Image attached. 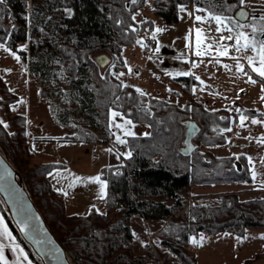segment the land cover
I'll return each mask as SVG.
<instances>
[{
	"label": "trees",
	"instance_id": "trees-1",
	"mask_svg": "<svg viewBox=\"0 0 264 264\" xmlns=\"http://www.w3.org/2000/svg\"><path fill=\"white\" fill-rule=\"evenodd\" d=\"M153 2V12L163 22L177 20V5L186 2L231 18L230 24L237 26L232 11L239 0ZM27 3L28 0H5L0 4V42L18 51L29 74L41 85L40 95L47 100L57 123L70 125L71 115L77 111L70 105L72 99L78 110L97 124H74V132L63 138L107 143L111 109L149 125L147 135L127 136L131 156L125 162L102 167L105 210L97 212L94 208L86 213H69L63 194L53 188L49 179V173L65 163L30 164L26 118L22 114L11 116L9 122L15 126L12 131L0 125L1 153L21 174L26 190L72 264H200L194 250L189 249L193 236L219 232L244 236L248 228L264 229V197L241 199L237 192H223L210 199L205 195L187 198L192 185L252 181L242 153L215 155L198 144L188 155L180 151L186 129L183 121L187 118L199 126L192 141L225 143L222 129L230 124L228 109H207L202 101L192 97L180 105L157 96H142L137 88L113 74L126 69L121 56L123 48L134 44L146 28H152L149 18L132 19L145 0H30L29 11ZM259 18L251 15L246 23L259 27L264 23ZM28 37V49H17V44ZM99 53L111 58L109 65L100 67L96 63L94 57ZM173 82L180 86V91L172 89L173 93L190 94L198 80L181 75L174 76ZM0 92V103L10 112V105L18 96L9 91L1 77ZM54 98L65 103V107L55 105ZM243 111L256 113L245 108ZM0 210L34 264H41L11 223L1 198ZM133 215L164 220L156 232L159 242L154 248L145 243V250L139 255L130 249ZM255 255L245 258L243 264L251 262Z\"/></svg>",
	"mask_w": 264,
	"mask_h": 264
},
{
	"label": "rangeland",
	"instance_id": "rangeland-1",
	"mask_svg": "<svg viewBox=\"0 0 264 264\" xmlns=\"http://www.w3.org/2000/svg\"><path fill=\"white\" fill-rule=\"evenodd\" d=\"M166 2L167 0H165ZM181 6L186 9L185 12H180ZM253 7L252 5L250 6V13L252 15L259 14ZM153 8V0H145L143 7L134 13L137 21L149 18L153 21V25L151 29L146 28L141 32L134 44L123 48L121 56L124 65L125 61H127V66H125L126 69L115 73H125V75L119 77L123 82L133 85L149 96L165 98L175 101L180 105L188 97L194 96L192 98L196 97L202 101L207 109H228L229 121L230 124L232 123L228 128L232 130L224 131L226 142L220 145L215 144L218 146L213 148V152L211 146H214V144L207 145L197 140H194L193 144H198L201 148L208 149L215 155L242 153L246 158L252 157L251 163L247 159L248 168L252 177L253 170L256 173L255 178H252L253 181L249 183H215L212 186L192 185L189 188L187 198H191L192 200L195 199V196L205 195L210 199L223 192H237L241 194V197H239L241 199L264 197V191L257 193L258 196H255L253 193H244L242 192L243 188H239L243 184L247 185L245 186L247 188L256 186V188L264 189V143L257 142L259 138L264 137V123H251L252 119L264 121V99H261V97H264V91H262V88H264V78L259 77L257 73L252 71L246 59V57L255 56V54L252 55L253 52L251 50H249V53H246V51L237 53H242L241 57L244 58V61L239 60L244 66L243 72L237 70L235 60L218 56L217 51H214L216 50L215 46H213L211 54L197 57L193 54L195 51V29L203 30V35L208 37L205 43L220 41V37L217 39L213 37L207 23H199L194 20V16L199 15L203 17L207 15L208 11L199 5L192 6L191 3L180 2L177 5V20L163 22V20H160L155 15ZM197 8L201 9V11L197 12ZM29 9L30 0L27 3V10L29 11ZM188 13H192L193 16L190 17ZM259 16L264 17V13L259 14ZM154 19L156 20L154 21ZM240 24L245 25V28L239 29L236 26L238 31L251 32L249 23ZM156 27H160L164 31L156 34V46L159 43L160 53L154 55L153 49L156 47L155 45L148 48V50H144V47H141V44H138L137 41H141L145 45ZM189 30H193L192 47H186L188 41L185 40V37L189 34ZM29 40L30 38L28 37L26 40L19 42L17 49L25 48L27 50ZM233 43L234 40L227 41L226 46H231ZM4 45L8 47L6 44ZM9 49L11 52L19 55L17 50ZM149 57H152V59H149ZM109 62H111V58ZM193 62L198 67L193 68ZM223 65H228V68H225ZM128 67L132 69L131 74L128 73ZM185 71H191L194 73V77H200V81H203V84L198 81L192 86V89H196L195 93L191 89L190 94L181 91L179 92L180 95L177 96L172 92V88L180 91L178 90L180 86L173 83V77L176 76L177 72ZM245 72L248 75H245ZM166 73H172L173 75L169 76ZM150 75L154 76L150 77ZM248 76H251L257 82L255 84L248 82ZM0 77L9 91L18 96V100L11 104L10 112H7L0 103V119L7 123L9 125L7 129L12 131L15 126L9 122V118L15 114H22L26 118V125H28L29 139L34 141V144L37 146L42 144L43 150L46 148V152H48L42 153L38 158L30 154L28 156L30 164L36 162L38 159L43 161H61L62 157L58 155L61 152L64 154L63 158L67 163L64 166L66 168L64 176H62L64 179L62 181L63 186L71 190L72 193H76V195L82 198H87L84 202L86 207H81L80 210L77 209L79 210L78 212L86 213L93 205H95L96 210L104 211L106 188L104 189L103 198H100V193L101 183L106 184V181L100 177L101 169L105 165L125 162L128 157L126 154L129 153L127 136L124 135L123 129L114 126L115 123L122 124L123 121L120 116H117L115 121H113L111 113L115 111L120 113L124 119L130 118L120 110H110L108 123L111 134L107 143H91L90 146H86L87 144H80L79 140L72 141L68 139L65 141L59 135L66 132L73 133L74 124L84 125L86 123L96 127V122L88 118L83 112H80L71 99L69 100L70 105L73 104L72 106L77 111L71 115L70 125L65 128L56 124L49 113L48 105L46 104L47 100L40 95L41 85L39 82L29 74L27 66L22 62L21 57L17 61L10 52H6L2 47H0ZM48 89L50 88L48 87ZM169 89H171V92L168 91ZM241 89H244V91L240 92L239 90ZM234 102H237L240 106H234ZM53 103L59 105L60 108L65 107V103H60L58 98H54ZM243 107L245 109L246 107L251 110L253 109L256 113H246L243 111ZM236 109H241V112H237ZM241 114L248 117L245 122L246 126L243 128L239 126V116ZM234 116L236 117L235 122L232 120ZM130 120L133 122L132 125L126 127L134 134H145L149 131L147 123ZM117 136L124 139L126 143H118ZM53 153L57 155H51ZM97 176L100 177L101 183L92 182L88 179ZM76 177L81 179L76 180ZM70 184L73 186L69 187ZM163 222V219H146L140 215L131 216L130 225L134 238L130 249L133 254H142L145 250V243H149L152 248L156 246L159 242L156 232L162 227ZM201 234L205 238L203 244L199 247L195 246L200 264H243L242 261L245 258L251 257L256 253L259 255H255L254 259L248 264L264 263V239L261 238L264 236L263 228H248L244 236H237L230 232H219L218 234L200 233L195 237L199 240ZM189 249L193 251L194 245L190 243ZM172 258H175V256H171Z\"/></svg>",
	"mask_w": 264,
	"mask_h": 264
},
{
	"label": "snow or ice",
	"instance_id": "snow-or-ice-1",
	"mask_svg": "<svg viewBox=\"0 0 264 264\" xmlns=\"http://www.w3.org/2000/svg\"><path fill=\"white\" fill-rule=\"evenodd\" d=\"M5 2V0H0V4H3ZM240 5L243 7L245 6V0H239ZM132 3H136V0H132ZM180 12H185L186 9L181 6L180 7ZM66 11L69 12V15H71V10L67 9ZM197 12L201 11V9L197 8L196 9ZM188 15L191 17L193 16L192 13H188ZM239 15L241 16H245V14L243 12L239 13ZM248 17L245 16V19H247ZM132 19L135 21V16L132 17ZM255 19V18H253ZM261 21H264V17H260L259 18ZM194 20L196 22L199 23H209L210 21H215L217 27H216V32L217 33H221L222 31H227L229 33L233 32V28L229 26V24L231 23V18H227V17H222L220 15H207V16H199L196 15L194 16ZM143 23V21L141 22ZM237 27L239 29H243L245 28V25L243 24H239V22H237ZM132 31H135V28L131 29ZM164 29L160 28V27H156L153 30L152 33V39L156 40V34L157 33H161L163 32ZM192 31L193 30H189V34L186 35L185 40L188 41V43L186 44V47H192L193 44V39H192ZM195 40H194V44H195V51H194V55L197 57H201L204 55H209L211 54L212 48L213 46H215L216 51H217V55L218 56H224V57H229L230 59H233L236 61V68L238 71L243 72L244 71V66L239 62V57L236 56H230L229 53L231 51H236V52H241V51H249L251 50L252 52L255 53V56H251V57H246L249 66L252 68V71L257 73L259 77L264 78V39H261L260 37H264V23H262L259 27H257L256 25H251V32H245V31H237L235 34V37H233V35H228L227 37L221 35L220 37V41L216 42L213 41L212 43H205V41L208 39L207 36L203 35V30L202 29H195ZM228 40V41H233L234 43L231 46H226L223 44V41ZM138 44H141V47H146V45H143L141 41H137ZM0 47L4 48V50L6 52H10V54L17 60H20V56L17 55L15 52H11V50L8 47H5V45L3 43H0ZM21 51H24L25 48H21ZM153 53L155 54H159L160 53V45L159 43H157V46L153 49ZM149 59H152V57H149ZM217 62H219V60H217ZM258 65V66H257ZM125 66H127V61H125ZM225 68H228V65H223ZM192 67H198V65L193 62L192 63ZM6 71H10V70H6ZM128 73L131 74L132 73V69L130 67H128ZM114 75L117 76V78H119L120 76L125 75V73L120 72V73H113ZM169 76H172V73H166ZM245 75H248L247 72L244 73ZM176 76H193L194 73L191 71H185V72H177L175 74ZM158 78V77H157ZM196 80L200 81V77L196 76L195 77ZM248 82L255 84L257 81L255 79H253L251 76H248ZM201 84H203V81H200ZM124 87H127V85H124ZM137 92L140 93V95H147V93L143 92L140 89H136ZM169 92H171V89L168 90ZM193 93H195L196 89L193 88L192 89ZM243 91V90H241ZM262 91H264V88H262ZM261 99H264V97H261ZM190 110V109H189ZM237 112H241V109H236ZM120 116L121 120L123 121L122 124L120 123H115L114 126L116 128H121L124 131V135L126 136H132L134 135L133 132H131V130L129 128H127L126 126H131L132 125V121L130 119H124L123 116L118 113L113 111L111 113V117L112 120L115 121L116 117ZM223 119V118H221ZM248 119V117L244 116L243 114H241L239 116V126L241 128L246 126V120ZM252 124H262L264 123V121L262 120H258V119H252L251 120ZM0 125H2L4 128H8L9 125L7 123H5L2 119H0ZM231 128H226V129H222V131H231ZM147 135V133L145 134ZM117 142L120 144H124L126 143V141L124 139H121L120 136L116 137ZM258 143H264V137H261L257 140ZM109 151H111V149H109ZM127 156H131V153H127ZM237 159H239V157H237ZM249 160V162H252V157H248L247 158ZM49 175H53L52 173H49ZM57 175H59L57 173ZM255 171L253 170V178H255ZM81 178L76 177V180H80ZM89 180H91L92 182H97V183H101L100 181V177H91L88 178ZM73 185L70 184L69 187H72ZM106 188V184L101 183V193H100V198L104 197V189ZM63 194L66 196L67 192H63ZM95 208V205L92 206V208H90V212L92 211V209ZM97 212L99 211L98 209L96 210ZM23 223V227H21V231L24 232L26 231V229H28L29 225L27 223V221H22ZM29 234L30 233H26ZM0 238H2L3 240H7V241H11L12 243L10 245H8V247L10 248V250L16 254V259L14 261L11 262V264H32L31 260H29L27 254L24 252V250L22 248H20V246L18 244H15V240L14 237L12 236L11 232L8 230L7 225L4 223L3 218L0 217ZM262 239H264V237H261ZM204 236L201 234L199 237V240L193 236L190 239V243L193 244L194 246H202L203 241H204ZM239 239V238H238ZM37 243H39V241H37ZM0 264H10L8 258L5 255V244L0 242Z\"/></svg>",
	"mask_w": 264,
	"mask_h": 264
},
{
	"label": "water",
	"instance_id": "water-1",
	"mask_svg": "<svg viewBox=\"0 0 264 264\" xmlns=\"http://www.w3.org/2000/svg\"><path fill=\"white\" fill-rule=\"evenodd\" d=\"M243 12L245 16L239 15ZM232 17L239 23L250 21V8L238 4L232 11ZM100 67L106 66L110 58L105 53L94 57ZM186 129L180 151L188 155L193 147V136L198 132L199 126L195 120L187 118L183 121ZM0 198L6 208L9 219L21 238L29 245L41 264H72L65 249L47 225L44 217L36 207L25 188L21 174L0 151ZM27 221L29 227L22 232V221ZM26 233H30L26 234ZM39 241V243H37Z\"/></svg>",
	"mask_w": 264,
	"mask_h": 264
},
{
	"label": "crops",
	"instance_id": "crops-1",
	"mask_svg": "<svg viewBox=\"0 0 264 264\" xmlns=\"http://www.w3.org/2000/svg\"><path fill=\"white\" fill-rule=\"evenodd\" d=\"M245 4L250 8V6L252 5V7L259 13V14H262V13H264V0H245ZM192 4V3H191ZM193 6V5H192ZM211 13H207V15H210ZM259 14H257V15H259ZM207 15H205V16H207ZM212 15H214V14H212ZM159 18V17H158ZM160 19V18H159ZM156 19H154V21H155ZM161 20V19H160ZM208 24V26H209V28L211 29V34L213 35V37H215V39H217V38H219V37H221V35H223V36H225V37H227L228 35H235L236 34V32L238 31V29H237V27L235 26H232L231 24H229V26L230 27H232L233 28V32L232 33H229V32H227V31H222L221 33H217L216 32V27H217V25H216V23H215V21H210L209 23H207ZM236 30H235V29ZM236 31V32H235ZM210 34V35H211ZM209 35V36H210ZM227 41L228 40H225V42L223 43L224 45H226V43H227ZM155 46H156V41H155ZM146 48V49H145ZM144 50H148V48L147 47H144ZM214 51H216V50H214ZM237 53H240V52H236V51H231L230 53H229V55L230 56H236V57H239V60H242V61H244V58H242L241 57V54H237ZM246 53H249V51H246ZM253 54H255L254 52L252 53V55ZM229 58V57H228ZM154 75H150V77H153ZM174 83V82H173ZM175 84V83H174ZM176 85V84H175ZM173 89V88H172ZM241 90H243L244 91V89H241ZM241 90H239L240 92H243V91H241ZM177 96H179L180 94H176ZM192 97H194V96H192ZM196 98V97H195ZM197 99V98H196ZM186 100V99H185ZM184 100V101H185ZM14 103V102H13ZM46 104L48 105V110H49V113H50V115H51V112H50V109H49V104H48V102L46 101ZM233 105L234 106H237V107H239L240 105L237 103V102H234L233 103ZM242 107V106H241ZM10 108H11V105H10ZM244 108V107H243ZM246 109H248L247 107H246ZM253 110V109H252ZM52 116V115H51ZM52 119L54 120V118L52 117ZM54 122L56 123V124H59V123H57L55 120H54ZM59 125H61V126H63V127H68V126H64V125H62V124H59ZM230 125H232V123L231 124H229V127H230ZM65 134H72V133H68V132H66V133H64V134H61V135H59L60 137H61V139L62 140H68V139H64L63 137H64V135ZM110 134H111V129H110ZM26 137H27V140H28V144H29V147H30V151H31V154L33 155V157H35V158H38V157H40V155H42V153H44L45 154V152H46V148H44V150H43V147H42V144H39V146H37V145H35L34 144V141H31L30 139H29V137H28V125H26ZM73 141V140H72ZM76 142H78V141H76ZM81 143L80 144H87L86 146H90L91 145V143H83V141H80ZM97 143H99V142H97ZM101 144H102V142H100ZM74 144V143H73ZM94 144H96V143H94ZM220 145V144H219ZM80 146H83V145H80ZM216 146H218V145H214V146H211V148H212V152H213V148H215ZM46 153H48V152H46ZM51 155H57V154H51ZM59 155V157H62V159H61V162H63V163H65V165L67 164L66 162H65V160H64V154H62L61 152L58 154ZM227 155V154H226ZM37 161H43V160H37ZM46 161H52V160H46ZM66 170V168H64V167H61V168H56V169H54V170H52L50 173H52L53 175H49V179H50V181H51V183H52V186H53V188H55L58 192H60V193H62L63 194V192H67V195L65 196L64 194H63V196H64V201H65V204H66V208H67V211L69 212V213H84V212H78L80 209H81V207H86V204L84 203L85 202V200L87 199V198H82V197H80L79 195H76V193H72V191L71 190H68L67 189V187L65 188V186H63V182L62 181H64V179L62 178V176H64V171ZM57 173L59 174V175H57ZM253 178V177H252ZM252 181H253V179H252ZM251 181V182H252ZM263 181V180H262ZM241 183V182H240ZM260 183H262V182H260ZM212 185H214V184H212ZM211 185V186H212ZM245 186H247V185H243V184H241L240 185V189H242L243 191L242 192H248V193H253L255 196H258L257 195V193H260V192H262V191H264V189H262V188H256V186L255 187H251V188H247V187H245ZM246 189V190H245ZM238 195H239V197H241V194H239L238 193ZM259 197H261V196H259ZM77 209H79V210H77ZM0 217H2L3 218V221H4V223L7 225V227H8V230L11 232V234H12V236L14 237V240H15V244H18L19 246H20V248H22L23 250H24V252L27 254V252H26V250L24 249V247L21 245V243H19V241L17 240V238H16V236L14 235V233H13V231L11 230V228H10V226H9V224H8V222H7V220H6V218L4 217V215H3V213L1 212V210H0ZM200 234V233H199ZM218 234V233H217ZM0 242H2V243H4L5 244V255H6V257L8 258V260H9V262H10V264H11V262L12 261H14L15 259H16V254H14L11 250H10V248L8 247V245H10L12 242L11 241H7V240H3L2 238H0ZM194 252H195V254H196V257H197V260L199 259L198 258V253L196 252V250H195V246H194ZM27 256H28V258H29V260H31V262H32V264H34V262L32 261V259L29 257V255L27 254ZM199 261V260H198ZM200 263V262H199Z\"/></svg>",
	"mask_w": 264,
	"mask_h": 264
},
{
	"label": "built area",
	"instance_id": "built-area-1",
	"mask_svg": "<svg viewBox=\"0 0 264 264\" xmlns=\"http://www.w3.org/2000/svg\"><path fill=\"white\" fill-rule=\"evenodd\" d=\"M155 41L152 39V37H150L147 41V45L148 47H152L154 45Z\"/></svg>",
	"mask_w": 264,
	"mask_h": 264
}]
</instances>
